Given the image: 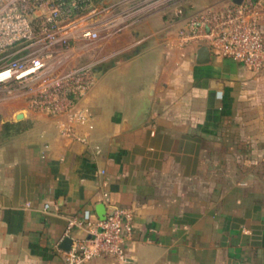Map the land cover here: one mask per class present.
Instances as JSON below:
<instances>
[{
	"label": "crops",
	"instance_id": "obj_1",
	"mask_svg": "<svg viewBox=\"0 0 264 264\" xmlns=\"http://www.w3.org/2000/svg\"><path fill=\"white\" fill-rule=\"evenodd\" d=\"M181 26L156 15L111 41L81 101L85 143L23 98L0 100V131L13 127L0 141V264H64L67 220L102 221L110 206L132 214L125 261L85 264H264V69L197 63Z\"/></svg>",
	"mask_w": 264,
	"mask_h": 264
},
{
	"label": "built area",
	"instance_id": "obj_2",
	"mask_svg": "<svg viewBox=\"0 0 264 264\" xmlns=\"http://www.w3.org/2000/svg\"><path fill=\"white\" fill-rule=\"evenodd\" d=\"M189 1L0 0V95L23 98L30 110L56 118L62 136L85 143L75 129L91 127V111L81 101L97 82L98 63H78L79 58L156 15L182 22L176 31L180 48L205 44L214 56L237 61L255 73L264 69V0H228L221 7L187 13ZM102 196L107 200L105 193ZM110 208L112 214L102 221H94L89 212L67 220L66 237L74 229L85 234L72 239L64 264H85L103 256L125 261L123 241L132 214Z\"/></svg>",
	"mask_w": 264,
	"mask_h": 264
},
{
	"label": "rangeland",
	"instance_id": "obj_3",
	"mask_svg": "<svg viewBox=\"0 0 264 264\" xmlns=\"http://www.w3.org/2000/svg\"><path fill=\"white\" fill-rule=\"evenodd\" d=\"M194 0H190L188 3L185 5V11L187 13L195 12L201 9L200 7H196L194 4ZM113 39L109 40L106 43H100L97 45L96 48L87 50L83 52V55L79 58L78 63H86L88 61H97L102 54H105V52H109V54L115 52L117 49V43L116 42H111ZM106 44V46H105ZM4 99L2 95H0V100Z\"/></svg>",
	"mask_w": 264,
	"mask_h": 264
},
{
	"label": "water",
	"instance_id": "obj_4",
	"mask_svg": "<svg viewBox=\"0 0 264 264\" xmlns=\"http://www.w3.org/2000/svg\"><path fill=\"white\" fill-rule=\"evenodd\" d=\"M235 3H239L240 0H233ZM198 51H197V57H196V61L197 63H206L209 61L210 59V49L207 45L205 44H199L198 45ZM22 116L19 115L17 117V119H21ZM113 212V209H110L109 212H108V215H111ZM71 244H72V239L67 237L65 238L62 243H61V248L65 251V252H68L70 250V247H71Z\"/></svg>",
	"mask_w": 264,
	"mask_h": 264
},
{
	"label": "trees",
	"instance_id": "obj_5",
	"mask_svg": "<svg viewBox=\"0 0 264 264\" xmlns=\"http://www.w3.org/2000/svg\"><path fill=\"white\" fill-rule=\"evenodd\" d=\"M13 129L11 124L8 123H4L1 127V131H0V141L5 140L8 132H10Z\"/></svg>",
	"mask_w": 264,
	"mask_h": 264
}]
</instances>
